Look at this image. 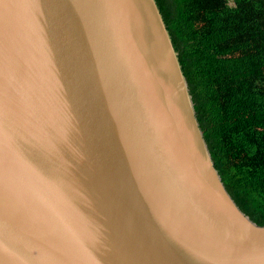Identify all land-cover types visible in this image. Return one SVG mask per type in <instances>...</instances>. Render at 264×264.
Wrapping results in <instances>:
<instances>
[{"label": "water", "instance_id": "95a60500", "mask_svg": "<svg viewBox=\"0 0 264 264\" xmlns=\"http://www.w3.org/2000/svg\"><path fill=\"white\" fill-rule=\"evenodd\" d=\"M0 264H264L156 0H0Z\"/></svg>", "mask_w": 264, "mask_h": 264}, {"label": "trees", "instance_id": "16d2710c", "mask_svg": "<svg viewBox=\"0 0 264 264\" xmlns=\"http://www.w3.org/2000/svg\"><path fill=\"white\" fill-rule=\"evenodd\" d=\"M215 168L264 225V0H156Z\"/></svg>", "mask_w": 264, "mask_h": 264}]
</instances>
